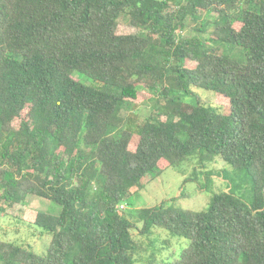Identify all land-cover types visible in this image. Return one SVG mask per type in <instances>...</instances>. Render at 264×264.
I'll return each mask as SVG.
<instances>
[{"label":"trees","instance_id":"trees-1","mask_svg":"<svg viewBox=\"0 0 264 264\" xmlns=\"http://www.w3.org/2000/svg\"><path fill=\"white\" fill-rule=\"evenodd\" d=\"M124 15L137 33H118ZM154 97L162 108L135 120ZM199 153L246 171L253 202L230 188L207 211L163 204L142 232L190 241L171 264H264V0H0V210L53 235L43 256L0 240V264H136L119 206Z\"/></svg>","mask_w":264,"mask_h":264},{"label":"rangeland","instance_id":"rangeland-1","mask_svg":"<svg viewBox=\"0 0 264 264\" xmlns=\"http://www.w3.org/2000/svg\"><path fill=\"white\" fill-rule=\"evenodd\" d=\"M129 18L124 15L120 18L118 33L127 35L137 33L131 28ZM213 28L209 29L211 32ZM192 35L188 30L187 35ZM187 66L194 68V62H187ZM85 84L100 86L87 77L76 76ZM215 93L202 89H192L191 97L185 99L196 104L200 100L205 106L216 108L223 112L226 109L219 106ZM191 98V99H190ZM158 98L154 97L143 103L138 109H133L134 119L143 121L152 112L162 108L157 104ZM165 104L164 101H162ZM131 111L123 110L122 115L127 117ZM27 116V113L25 114ZM18 125L17 123L15 126ZM205 154H197L181 161L177 166L164 171H157L155 176H149L144 180L143 188L132 195L126 203L125 210L119 206V212L126 215L137 226L133 235L138 242V252L134 253L136 264H171L179 259L181 254L189 247L190 241L181 236L174 235L166 230L150 226L149 234L143 233L146 221L141 214L146 210H153L163 204L171 207L195 212L207 211L215 194L223 191L232 192L251 203L254 200V185L252 178L244 170H235L220 157H204ZM226 177V181L224 180ZM231 180V183L227 182ZM2 207H6L0 204ZM27 206L35 211L59 216L62 207L49 200L29 196ZM22 207L0 210V240L12 242L39 255L47 254L53 235L43 229L24 222ZM21 212V213H20ZM21 214V215H20Z\"/></svg>","mask_w":264,"mask_h":264},{"label":"built area","instance_id":"built-area-1","mask_svg":"<svg viewBox=\"0 0 264 264\" xmlns=\"http://www.w3.org/2000/svg\"><path fill=\"white\" fill-rule=\"evenodd\" d=\"M120 208H121L122 210H125V206H124V205L120 206Z\"/></svg>","mask_w":264,"mask_h":264},{"label":"crops","instance_id":"crops-1","mask_svg":"<svg viewBox=\"0 0 264 264\" xmlns=\"http://www.w3.org/2000/svg\"><path fill=\"white\" fill-rule=\"evenodd\" d=\"M225 180V179H224ZM226 181V180H225ZM225 192H227V191H225Z\"/></svg>","mask_w":264,"mask_h":264}]
</instances>
